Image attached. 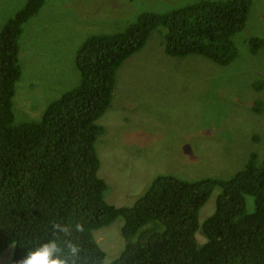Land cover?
Masks as SVG:
<instances>
[{
  "label": "trees",
  "instance_id": "trees-1",
  "mask_svg": "<svg viewBox=\"0 0 264 264\" xmlns=\"http://www.w3.org/2000/svg\"><path fill=\"white\" fill-rule=\"evenodd\" d=\"M251 0L199 1L169 13L141 14L134 25L113 35H94L75 51V87L49 102L39 119L16 122L12 108L20 77L18 38L22 25L43 0H25L0 28V253L13 246L9 264L30 248L56 238L80 247L77 264H102L104 253L92 233L116 218L123 247L109 264H264V160L250 152L228 179L196 181L157 175L129 207L103 199L94 145L96 121L111 102L114 77L125 59L139 51L150 33L163 29L168 57L198 55L217 66L236 57L232 36L243 28ZM251 53L264 38L247 41ZM255 90L263 84H252ZM261 103L250 107L258 114ZM16 114V113H15ZM18 118L19 115L16 114ZM27 118H29L27 116ZM21 119V118H20ZM213 212L200 224L197 215L211 191ZM251 210L245 208V198ZM84 231L77 232L76 224ZM199 232L204 242L197 244ZM61 255L72 256L65 246Z\"/></svg>",
  "mask_w": 264,
  "mask_h": 264
},
{
  "label": "rangeland",
  "instance_id": "rangeland-1",
  "mask_svg": "<svg viewBox=\"0 0 264 264\" xmlns=\"http://www.w3.org/2000/svg\"><path fill=\"white\" fill-rule=\"evenodd\" d=\"M199 1L227 0H43L18 38L20 77L12 96L16 122L37 120L46 105L75 87V51L94 35H113L134 25L144 13L165 14ZM25 0H0V28ZM157 27L143 47L123 61L114 77L111 102L96 121L95 142L103 199L129 207L157 175L186 181L228 179L250 152L264 160V47L251 53L250 38H264V0H251L243 28L232 41L236 57L217 66L198 55L168 57ZM261 103L258 114L250 109ZM27 116L29 118H27ZM217 189L200 208V224L214 209ZM245 198V208L251 210ZM116 218L92 233L104 253L102 264L123 247ZM197 244L205 240L195 234ZM13 246L0 253L9 264Z\"/></svg>",
  "mask_w": 264,
  "mask_h": 264
},
{
  "label": "clouds",
  "instance_id": "clouds-1",
  "mask_svg": "<svg viewBox=\"0 0 264 264\" xmlns=\"http://www.w3.org/2000/svg\"><path fill=\"white\" fill-rule=\"evenodd\" d=\"M70 235L67 227H61L59 223L52 226L53 239L39 243L33 248H30L25 257L21 259L18 264H69V257L67 255H61L65 246L70 251L72 256L71 264H77L79 259L80 247L70 241L65 240L64 243L59 242L56 230ZM76 231L83 232V225L76 224Z\"/></svg>",
  "mask_w": 264,
  "mask_h": 264
}]
</instances>
